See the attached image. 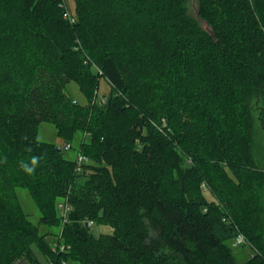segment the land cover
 <instances>
[{
	"label": "trees",
	"instance_id": "16d2710c",
	"mask_svg": "<svg viewBox=\"0 0 264 264\" xmlns=\"http://www.w3.org/2000/svg\"><path fill=\"white\" fill-rule=\"evenodd\" d=\"M74 1L0 0V264H264V0Z\"/></svg>",
	"mask_w": 264,
	"mask_h": 264
},
{
	"label": "rangeland",
	"instance_id": "374dc122",
	"mask_svg": "<svg viewBox=\"0 0 264 264\" xmlns=\"http://www.w3.org/2000/svg\"><path fill=\"white\" fill-rule=\"evenodd\" d=\"M198 4H199V0H188L189 12L192 16L196 18H198ZM65 5H66L68 13L70 15H73L75 12V1L65 0ZM110 91H111V86L109 82L106 79L102 78L100 80V88H99L98 97L102 99L104 98V96L109 95ZM66 92L71 98L81 103H86V99L84 95L81 93L77 84L75 83L69 84L66 89ZM259 118L257 119L256 130H255V135H254V138H255L254 150H255V159L258 165L264 169V122L262 120L260 121ZM82 137H83L82 134H78L76 136L73 142V149L69 151H65L66 158L71 159V160L77 159L79 155L78 150L80 148ZM38 138L42 142L54 143L58 146H63V147L65 145L63 140L58 136L57 128L52 123H42L41 124ZM18 195L20 197L24 210L28 215V218L34 224L40 226L41 214H40L39 208L37 207L33 198L30 196L29 192L25 189L20 188L18 189ZM52 231H53L52 233L55 234L58 232V229L55 228V229H52ZM93 231L95 234L100 235V234H109L112 232V229L110 227H105V226H96L93 229ZM40 232L41 234H45L47 232L51 233V229L46 226H40ZM52 233L51 235H53ZM230 245L232 246L236 259L240 264L246 263L253 255L254 250L249 244L235 247L234 241H231ZM44 264H47V262L44 261Z\"/></svg>",
	"mask_w": 264,
	"mask_h": 264
},
{
	"label": "built area",
	"instance_id": "2783aa9c",
	"mask_svg": "<svg viewBox=\"0 0 264 264\" xmlns=\"http://www.w3.org/2000/svg\"><path fill=\"white\" fill-rule=\"evenodd\" d=\"M66 18H68L72 23L75 22V18L72 15H70L69 13L66 14ZM103 101L105 102L106 99L104 98ZM69 148H70V145L67 146V149H69ZM86 161H87V158H85L82 154L78 155V158H77V163H78L77 169H78V171H81L82 164L85 163ZM59 208H60L61 216L64 219V222H66L68 213L70 211V207L65 203H61ZM88 225L90 227H93V226H95V223L93 221H90ZM247 244H248V241L243 234H239L234 240V246L235 247H239V246H243V245H247ZM55 249H60L61 251H64L66 249L69 250L70 246L67 247L64 244H56Z\"/></svg>",
	"mask_w": 264,
	"mask_h": 264
},
{
	"label": "water",
	"instance_id": "95a60500",
	"mask_svg": "<svg viewBox=\"0 0 264 264\" xmlns=\"http://www.w3.org/2000/svg\"><path fill=\"white\" fill-rule=\"evenodd\" d=\"M59 151H61V148H59Z\"/></svg>",
	"mask_w": 264,
	"mask_h": 264
}]
</instances>
